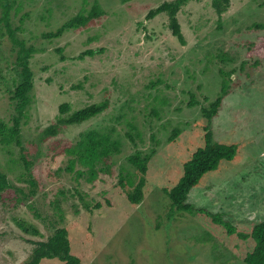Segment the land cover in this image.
Listing matches in <instances>:
<instances>
[{"label": "rangeland", "instance_id": "obj_1", "mask_svg": "<svg viewBox=\"0 0 264 264\" xmlns=\"http://www.w3.org/2000/svg\"><path fill=\"white\" fill-rule=\"evenodd\" d=\"M166 1L172 0L16 1L11 27L36 53L29 61L33 90L20 123L21 146L0 145V171L11 186L0 197V264H22L34 247L30 241H45L63 227L71 252L83 264H245L252 242L228 237L205 218L218 214L244 232L264 221V58L246 57L248 45L264 38V29L254 27L264 25V0H230L221 15L212 0L190 1L177 14L185 45L171 36L166 14L146 18ZM94 3L104 15L92 25L42 37ZM87 50L94 54L79 59ZM222 54L230 62H221ZM15 57L0 24V120L8 126L16 115L9 94L18 81ZM219 69L232 72L230 88L210 129L214 141L237 144V155L207 173L188 195L202 214L176 211L172 219L161 188L177 183L184 161L203 145L207 123L201 108L219 95ZM106 99L109 107L101 114L60 125L56 135L42 140L43 130L58 117ZM61 104L69 105L68 113H59ZM176 129L179 134L170 141ZM110 130L121 145L109 160V172L97 171L93 181L88 173L79 176L85 169L67 150L88 132ZM151 149L142 203L133 207L116 195V207L109 208L102 199L114 190L118 173L134 172L127 157ZM70 160L73 170L66 171ZM99 201L102 207L94 209ZM16 222L40 236L23 232Z\"/></svg>", "mask_w": 264, "mask_h": 264}, {"label": "trees", "instance_id": "obj_2", "mask_svg": "<svg viewBox=\"0 0 264 264\" xmlns=\"http://www.w3.org/2000/svg\"><path fill=\"white\" fill-rule=\"evenodd\" d=\"M17 0H0V24L6 30L8 39L11 42L13 49L16 51L15 60L12 62L17 70L18 81L16 87L9 91L10 98L14 102L16 115L12 118V125L8 126L0 120V145L3 147H10L15 145L21 146L20 141V123L23 118L25 109L31 103V93L33 90V74L31 72L29 61L36 50L33 46H27L23 40H21L16 32L18 28L12 29L10 24V11L13 9ZM190 1L193 0H172L169 2H163L155 9L148 12L146 18L152 19L157 15L166 14L168 18L167 28L170 31L172 37L181 44L185 45L184 37L181 33V28L177 19L179 11ZM230 0H212L211 6L217 15L223 14L228 6ZM104 15L103 10L97 3H94L90 10L86 14L78 13L70 20L66 21L55 32L43 34L42 37L47 39H53L60 37L64 32L87 28L88 26L98 21ZM256 29H264V25H255ZM94 51L87 50L78 58L82 59L83 56L93 55ZM221 62H230V59L224 54L221 55ZM247 59L257 57L258 60L264 58V38H261L259 42L249 44L246 49ZM256 60L254 64H258ZM232 72H225L223 69H219L218 74L222 78L221 89L217 98L209 103L207 107L201 108V115L206 120L207 125L204 127L203 145L198 147L191 155V157L184 161L182 166V174L177 183L168 188L163 186L161 191L169 201V214L172 219L175 218L176 211L203 213V210H195L192 204L188 202V195L191 191L197 187L202 178L210 172H216L219 165L223 161H233L237 155V144L225 145L214 141L212 138V130L210 129V123L212 119L218 114V111L222 105L224 97L229 93V76ZM157 83H151L150 86H154ZM207 99V98H206ZM207 101V100H205ZM194 96L191 95L190 106L196 105ZM109 107L108 100H103L100 103L88 105L80 110H77L69 114L66 118L58 117L55 124L47 126L43 130L42 140L56 135L58 127L81 124L89 119L101 114ZM69 112L68 104H61L59 106V113L66 114ZM152 114L158 116V112L153 109ZM130 125V124H129ZM131 130H135V126H130ZM110 130L107 133H98L95 131L84 134L77 140V144L73 149H68L67 152L76 155V159L79 165L85 170H81L78 175L84 173L89 174V180L93 181L97 176V171L109 172L110 165L109 160L113 155L119 153L120 140L114 139ZM179 134L176 129L173 131L170 141H174L175 137ZM129 140L134 142V137L131 133L127 134ZM135 136L139 137V133ZM155 154V150L151 149L149 153L142 154L139 151H135L132 155L127 157L128 163L134 168L133 173L124 172L121 170L117 175V182L112 192L105 193L103 197L104 203L109 208H115L117 203L115 196H123L127 204L135 207L140 205L144 200L146 192H148L149 185L146 180L148 166L151 157ZM21 160L26 166H28L26 158L23 156ZM75 160L69 161V166L66 171L73 170ZM101 167V168H100ZM62 170V169H61ZM107 170V171H106ZM10 182L7 176L0 171V197L4 191L9 189ZM35 191L30 192L33 194ZM16 202H20L16 199ZM102 201L97 202L93 208L100 209L102 207ZM57 201L54 202L55 208L58 209ZM86 206V205H85ZM167 211V212H168ZM167 212L165 214H167ZM172 212V214L170 213ZM210 218H205L207 223L212 226H220L226 230V235L230 238L234 237L238 240H250L253 247L246 253L243 262L245 264H264V221L253 226L249 231H241L240 228L231 225L229 222L224 221L220 215L208 213ZM18 227L25 233H32L39 235L38 231L34 228L27 227L23 222H16ZM34 245L27 259L22 264H41L44 260H56L62 264H83L80 256L73 254L70 247V239L66 228H56L45 241H30Z\"/></svg>", "mask_w": 264, "mask_h": 264}]
</instances>
